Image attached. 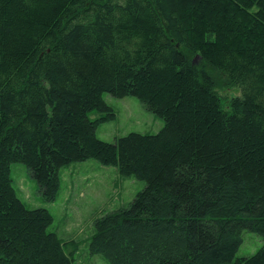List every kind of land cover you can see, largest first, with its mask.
<instances>
[{
  "label": "trees",
  "instance_id": "16d2710c",
  "mask_svg": "<svg viewBox=\"0 0 264 264\" xmlns=\"http://www.w3.org/2000/svg\"><path fill=\"white\" fill-rule=\"evenodd\" d=\"M104 93L163 128L99 140L115 116ZM88 160L145 183L93 221L90 255L264 264V0H0V264H76L78 243L18 198L10 166L51 203L60 170ZM244 232L263 244L236 258Z\"/></svg>",
  "mask_w": 264,
  "mask_h": 264
},
{
  "label": "rangeland",
  "instance_id": "374dc122",
  "mask_svg": "<svg viewBox=\"0 0 264 264\" xmlns=\"http://www.w3.org/2000/svg\"><path fill=\"white\" fill-rule=\"evenodd\" d=\"M218 93L223 98L240 95L238 89L228 87ZM102 98L115 116L98 127L96 136L101 141L112 144L130 134L155 135L164 126L162 119L133 96L119 99L104 93ZM96 116L95 111L91 112V118ZM10 178L18 198L28 208H44L51 213L53 222L48 227L49 232H55L63 241L78 243L74 256L76 264H108L102 256H92L88 252L86 240L94 232L93 221L127 205L145 187L143 180L122 177L116 168L101 166L93 160L71 163L60 170V190L51 203L42 199L36 182L21 163L11 164ZM242 238L236 258L254 254L263 244V239L255 233L244 232Z\"/></svg>",
  "mask_w": 264,
  "mask_h": 264
}]
</instances>
